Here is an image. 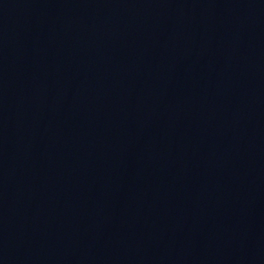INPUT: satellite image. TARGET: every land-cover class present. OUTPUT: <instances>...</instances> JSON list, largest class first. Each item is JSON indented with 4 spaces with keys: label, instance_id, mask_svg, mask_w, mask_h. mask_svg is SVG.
I'll return each instance as SVG.
<instances>
[{
    "label": "water",
    "instance_id": "1",
    "mask_svg": "<svg viewBox=\"0 0 264 264\" xmlns=\"http://www.w3.org/2000/svg\"><path fill=\"white\" fill-rule=\"evenodd\" d=\"M16 0H0V68Z\"/></svg>",
    "mask_w": 264,
    "mask_h": 264
}]
</instances>
